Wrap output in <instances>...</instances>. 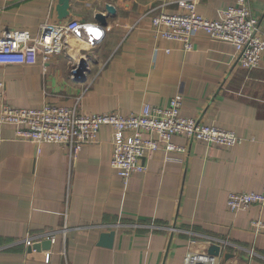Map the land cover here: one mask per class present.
I'll list each match as a JSON object with an SVG mask.
<instances>
[{"label": "crops", "instance_id": "crops-1", "mask_svg": "<svg viewBox=\"0 0 264 264\" xmlns=\"http://www.w3.org/2000/svg\"><path fill=\"white\" fill-rule=\"evenodd\" d=\"M181 1H193L211 21L235 2L69 0L60 19L58 0H0V31L34 36L43 23L87 25L46 63L0 65V107L56 105L76 107L84 116L128 117L145 104L167 107L180 94L182 117L241 139L224 148L173 137L185 152L144 156L145 172L124 184L109 165L111 127L70 151L37 147L17 139L13 126L0 125V264H180L185 254H207L211 245L221 249L217 264H264V231L255 234L252 227L264 222V208L231 213L226 205L229 193L264 188V53L259 67L248 71L237 66L231 45L204 34L189 52L155 39L151 19L180 13ZM249 5L264 33V0ZM97 14L106 17L104 27ZM81 59L88 72L77 82ZM111 231L112 247H100L99 236ZM52 235L53 244L45 239ZM28 237L34 243L26 248Z\"/></svg>", "mask_w": 264, "mask_h": 264}, {"label": "built area", "instance_id": "built-area-1", "mask_svg": "<svg viewBox=\"0 0 264 264\" xmlns=\"http://www.w3.org/2000/svg\"><path fill=\"white\" fill-rule=\"evenodd\" d=\"M177 14H159L151 19L155 39L180 43L182 50L192 49V40L204 34L212 41L229 44L234 49V59L240 68L254 70L260 65L264 53V33L253 16L249 0H235L222 12L219 20L211 21L199 15L193 1H181ZM87 25L77 22L67 24L43 23L36 35L28 31H0V65H35L39 59L46 63L52 55L59 54L66 39ZM168 52V50H166ZM183 97L176 94L167 107L142 106L134 115L124 117L117 113L81 115L76 107L45 105L40 109L15 108L8 104L0 107V125L15 128V137L37 147L56 144L70 151L93 143L101 127L113 130V149L110 168L126 184L134 174L145 172L144 156L156 151L185 152L172 143L173 137H184L206 145L231 148L241 143L233 132L182 117ZM226 205L231 213L250 206L264 208V188L260 193H229ZM253 231H264V222H252ZM51 244L54 236L45 237ZM28 237L24 246L34 242ZM50 253H45V262ZM180 264H217V258L206 253H187Z\"/></svg>", "mask_w": 264, "mask_h": 264}, {"label": "water", "instance_id": "water-1", "mask_svg": "<svg viewBox=\"0 0 264 264\" xmlns=\"http://www.w3.org/2000/svg\"><path fill=\"white\" fill-rule=\"evenodd\" d=\"M69 7V0H58V4L56 6V11L59 15L60 19H63L67 16V10ZM107 11L110 14H114L115 10L111 6H107ZM95 21L98 23L99 28L104 27L106 25V17L101 14H97L95 16ZM79 67L74 72V77L77 82H84L86 80V73L88 72L87 63L84 59H81ZM115 233L113 231L108 233H102L99 236L98 245L103 248L110 249L113 245ZM39 246L34 245L32 249L39 250ZM220 247L216 245H211L207 251V254L210 256L218 257L220 255Z\"/></svg>", "mask_w": 264, "mask_h": 264}, {"label": "snow or ice", "instance_id": "snow-or-ice-1", "mask_svg": "<svg viewBox=\"0 0 264 264\" xmlns=\"http://www.w3.org/2000/svg\"><path fill=\"white\" fill-rule=\"evenodd\" d=\"M88 31H89V33H92V34H93V32H94V30L91 29V28H89ZM97 35H99V33H97Z\"/></svg>", "mask_w": 264, "mask_h": 264}, {"label": "clouds", "instance_id": "clouds-1", "mask_svg": "<svg viewBox=\"0 0 264 264\" xmlns=\"http://www.w3.org/2000/svg\"><path fill=\"white\" fill-rule=\"evenodd\" d=\"M93 30H94V29H93ZM97 33H98V32H96V31L94 30L93 35H97Z\"/></svg>", "mask_w": 264, "mask_h": 264}]
</instances>
